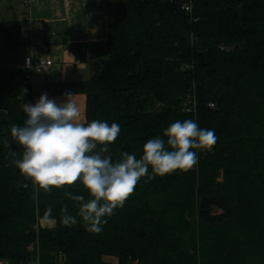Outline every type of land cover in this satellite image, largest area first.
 I'll return each instance as SVG.
<instances>
[{
    "label": "trees",
    "instance_id": "1",
    "mask_svg": "<svg viewBox=\"0 0 264 264\" xmlns=\"http://www.w3.org/2000/svg\"><path fill=\"white\" fill-rule=\"evenodd\" d=\"M107 20L105 41L68 45L80 58L92 53L91 78L50 83L42 94L84 93L85 123L119 124L104 154L113 161L141 158L177 120L214 130L216 143L193 149L188 171L142 177L91 232L81 202L66 196L89 200L82 183L44 192L15 165L24 149L11 126H23L22 104L40 93L22 70L0 71V259L35 261L38 241L40 264H264V0H194L192 16L180 0H107ZM29 24L1 20L3 48L25 47ZM193 98L196 115L184 106ZM49 206L55 226L42 224ZM65 207L75 225L61 223Z\"/></svg>",
    "mask_w": 264,
    "mask_h": 264
},
{
    "label": "clouds",
    "instance_id": "2",
    "mask_svg": "<svg viewBox=\"0 0 264 264\" xmlns=\"http://www.w3.org/2000/svg\"><path fill=\"white\" fill-rule=\"evenodd\" d=\"M74 96L69 93L67 102L59 105L48 99L47 94L41 95L35 105L23 103L27 119L23 126H11V136L24 149L15 165L38 189L50 192L77 181L82 183L90 194L89 200L85 202L83 196L71 192L66 196L81 202L78 215L91 232L102 230V225L107 223L103 218L124 206L142 177L152 180L176 170L188 171L198 162L197 152L192 150H211L217 140L214 130L202 129L191 119L177 120L164 130L163 138L154 137L143 145L141 158L123 152L113 161L111 155L104 154L108 153L106 145L119 136V124L109 125L99 120L81 122ZM17 99L22 100V95ZM98 145L104 147L97 150ZM38 194L35 192L33 199ZM61 211L64 226L77 223L76 217L67 214V207ZM51 213L49 206L43 218L55 226Z\"/></svg>",
    "mask_w": 264,
    "mask_h": 264
},
{
    "label": "crops",
    "instance_id": "3",
    "mask_svg": "<svg viewBox=\"0 0 264 264\" xmlns=\"http://www.w3.org/2000/svg\"><path fill=\"white\" fill-rule=\"evenodd\" d=\"M25 10L27 14H24ZM17 16L16 20L27 16L36 27L35 58L54 62L49 73L37 78L36 88L40 94L35 96L33 105L50 83L86 81L91 78L90 61L86 60L90 51L80 58L69 50L68 45L90 44L107 39V0H27V6L24 1L19 5ZM21 49L13 50L15 60L9 70H18L22 58L30 53L26 46ZM72 95H75L74 99L80 108V120L85 122L87 97L84 93ZM47 97L59 105L67 102L68 94H47ZM106 262L117 264L112 257L106 258Z\"/></svg>",
    "mask_w": 264,
    "mask_h": 264
},
{
    "label": "built area",
    "instance_id": "4",
    "mask_svg": "<svg viewBox=\"0 0 264 264\" xmlns=\"http://www.w3.org/2000/svg\"><path fill=\"white\" fill-rule=\"evenodd\" d=\"M182 1V9L188 13V15L192 16L193 13V5H194V0H180ZM37 35V30L30 20V24L28 25L26 29V35H25V46L30 49V53L25 55L22 58L21 64L19 69L22 70L25 74V79L26 81L31 84L33 90L35 91L36 89V84H37V78L39 75L47 74L50 71V68L53 66V60L51 59H44V58H35L34 56V51H35V42L34 38ZM46 50V46L44 48ZM87 61L92 60V53L89 52L86 57ZM80 62V60H78ZM35 98V97H34ZM32 103H29L33 105ZM195 98L190 100L189 102L185 103V110L187 112L193 113L196 115V106H195ZM213 107V105H211ZM39 227L40 224L39 222H36L34 225V229L38 235L39 232ZM38 241L34 245L30 247V250L36 253V260L35 261H26V262H20V263H14L6 259H0V264H40L39 263V247H38Z\"/></svg>",
    "mask_w": 264,
    "mask_h": 264
},
{
    "label": "rangeland",
    "instance_id": "5",
    "mask_svg": "<svg viewBox=\"0 0 264 264\" xmlns=\"http://www.w3.org/2000/svg\"><path fill=\"white\" fill-rule=\"evenodd\" d=\"M22 1L23 0H14L12 2L0 1V21L16 20L18 17L17 14L19 11V5L22 4ZM14 60H15L14 51L4 49L3 41L0 38V71H8L9 67H11L10 65H13ZM42 224L44 226H49V224L45 220L42 221Z\"/></svg>",
    "mask_w": 264,
    "mask_h": 264
}]
</instances>
